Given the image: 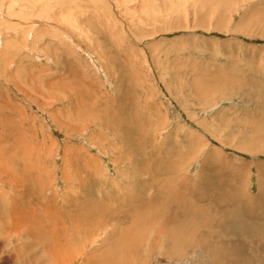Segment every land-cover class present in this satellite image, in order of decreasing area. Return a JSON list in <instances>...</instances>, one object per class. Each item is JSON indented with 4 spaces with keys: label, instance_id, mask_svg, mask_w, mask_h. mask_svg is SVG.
Masks as SVG:
<instances>
[{
    "label": "rangeland",
    "instance_id": "1",
    "mask_svg": "<svg viewBox=\"0 0 264 264\" xmlns=\"http://www.w3.org/2000/svg\"><path fill=\"white\" fill-rule=\"evenodd\" d=\"M39 1L0 0V264H264V0Z\"/></svg>",
    "mask_w": 264,
    "mask_h": 264
},
{
    "label": "bare ground",
    "instance_id": "2",
    "mask_svg": "<svg viewBox=\"0 0 264 264\" xmlns=\"http://www.w3.org/2000/svg\"><path fill=\"white\" fill-rule=\"evenodd\" d=\"M35 1H37V0H35ZM39 1V0H38ZM45 1H47V0H45ZM40 2V1H39ZM47 2H50L49 0L47 1ZM40 4V3H39ZM57 3L53 0H51V3H49V4H47V6H46V10L47 11H49V10H52L53 9V7H50V6H54V5H56ZM41 5V4H40ZM52 8V9H51ZM39 12H41V10L39 11ZM45 13H47V12H45ZM68 15V14H67ZM69 16V15H68ZM69 22V21H68ZM174 216V215H173Z\"/></svg>",
    "mask_w": 264,
    "mask_h": 264
}]
</instances>
